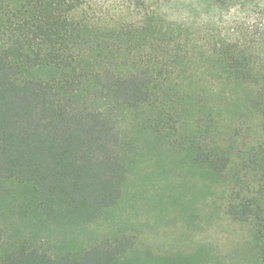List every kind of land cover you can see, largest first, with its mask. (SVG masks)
Here are the masks:
<instances>
[{
  "label": "trees",
  "instance_id": "1",
  "mask_svg": "<svg viewBox=\"0 0 264 264\" xmlns=\"http://www.w3.org/2000/svg\"><path fill=\"white\" fill-rule=\"evenodd\" d=\"M126 1L0 0V264H203L87 232L166 156L264 264V0H210L243 11L225 34Z\"/></svg>",
  "mask_w": 264,
  "mask_h": 264
},
{
  "label": "rangeland",
  "instance_id": "2",
  "mask_svg": "<svg viewBox=\"0 0 264 264\" xmlns=\"http://www.w3.org/2000/svg\"><path fill=\"white\" fill-rule=\"evenodd\" d=\"M94 1L104 9L123 10L131 5L126 0ZM148 3L171 20L189 22L195 31L203 33L211 30L225 34L243 26V11L213 8L210 0ZM172 161L166 156L162 167L155 163L144 166L142 179L131 185L125 202L106 222L90 227L88 234L96 237L122 230L136 239L139 249L156 254L192 256L203 264H247L250 225L226 214L222 189L213 194L201 178L177 169ZM161 169L170 172L162 175ZM183 182L189 185L187 190Z\"/></svg>",
  "mask_w": 264,
  "mask_h": 264
}]
</instances>
